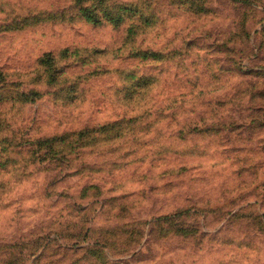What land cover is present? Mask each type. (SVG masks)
Segmentation results:
<instances>
[{
    "label": "rangeland",
    "instance_id": "obj_1",
    "mask_svg": "<svg viewBox=\"0 0 264 264\" xmlns=\"http://www.w3.org/2000/svg\"><path fill=\"white\" fill-rule=\"evenodd\" d=\"M241 1L0 0L1 262L264 264V0Z\"/></svg>",
    "mask_w": 264,
    "mask_h": 264
},
{
    "label": "trees",
    "instance_id": "obj_2",
    "mask_svg": "<svg viewBox=\"0 0 264 264\" xmlns=\"http://www.w3.org/2000/svg\"><path fill=\"white\" fill-rule=\"evenodd\" d=\"M234 2H242L241 0H233ZM127 8H125V7H123V8H121V10L120 11H125ZM128 11H130V10H128ZM119 19H121V16L120 15H118L117 16ZM68 50V49H67ZM66 52V51H65ZM137 55H139V56H146V58H150V59H152V60H156V59H158L157 57H159V55H157V54H155V53H152V52H149V53H136ZM49 55H51L50 53H47V54H44V55H42L39 59H40V62H42V63H45L46 62V59H47V57L49 56ZM0 76H1V73H0ZM127 133V131H123V134L125 135ZM53 138V137H52ZM51 138V139H52ZM42 143V142H41ZM41 143H39V145H41ZM69 144V143H68ZM161 149H159L160 151H162V153H164V152H166V153H172L173 155H176V154H174L173 152H171L170 151V149H167L168 151H163L164 149H162V147H160ZM159 150H157L156 152H157V154L158 155H162V153L159 151ZM50 156V157H49ZM47 157H49V159H53V161H56L57 160V157H56V155L55 154H53V153H50L49 155H46L45 156V158H47ZM53 184V182H51L50 183V185H52ZM87 186H89L90 188H95V187H97V185H94V184H88ZM100 188V187H99ZM97 189H98V187H97ZM51 194V193H50ZM66 198H70V196L69 195H67L66 194ZM3 254H5V255H11L12 253H9V252H3ZM14 262V261H13ZM0 264H14V263H7V261L6 262H4V261H0Z\"/></svg>",
    "mask_w": 264,
    "mask_h": 264
}]
</instances>
